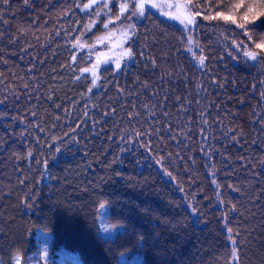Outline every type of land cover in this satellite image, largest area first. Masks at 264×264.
Listing matches in <instances>:
<instances>
[{
    "label": "trees",
    "instance_id": "1",
    "mask_svg": "<svg viewBox=\"0 0 264 264\" xmlns=\"http://www.w3.org/2000/svg\"><path fill=\"white\" fill-rule=\"evenodd\" d=\"M104 3L0 0V264H264V0Z\"/></svg>",
    "mask_w": 264,
    "mask_h": 264
},
{
    "label": "rangeland",
    "instance_id": "2",
    "mask_svg": "<svg viewBox=\"0 0 264 264\" xmlns=\"http://www.w3.org/2000/svg\"><path fill=\"white\" fill-rule=\"evenodd\" d=\"M100 0H91L92 5H94L95 3H97ZM112 0H105V6L100 9L99 13L103 14L105 16H107L109 14V6L111 4ZM121 4H127L128 7L125 9V12H131V14L135 11L136 15L134 17H136V19H140L141 18V14L139 12V10L135 9L134 5L137 3H141V0H118ZM143 4H144V11L145 10H152L153 12L159 14L160 16H162L163 18L166 19H170L174 22H179L180 20L175 19V16L178 14V9L175 7V5L179 4L182 5V9L181 11H183L186 15L189 14V8H188V4L186 3V0H143ZM153 4H156L157 7H152ZM110 23V22H109ZM114 26L112 27V29H109L103 36L101 37H105L108 36L109 33L113 32V30H115V35L110 36L107 39H104L102 43L98 42L97 40V44L101 45V46H105L106 51L103 55V61L106 60V62H113L115 63V65L117 63H119V65L123 62V59L126 58L125 56L122 55L125 47L124 44L125 42L128 40H124L122 43V46L120 44L122 38L120 36V32L123 29H127V24H120V25H116L113 24ZM129 32V29H127ZM100 37V38H101ZM113 44H117L118 46L113 47Z\"/></svg>",
    "mask_w": 264,
    "mask_h": 264
},
{
    "label": "snow or ice",
    "instance_id": "3",
    "mask_svg": "<svg viewBox=\"0 0 264 264\" xmlns=\"http://www.w3.org/2000/svg\"><path fill=\"white\" fill-rule=\"evenodd\" d=\"M105 6H107V5H105ZM89 7H90L89 4H85L84 5V9H88ZM127 7H128L127 4H121V6H120V13H121V15L124 14L125 9ZM134 7H135V9L139 10V12H140L141 15L144 14V4H143V0H141V3L135 4ZM152 7H157V5L156 4H153ZM175 7L178 9V14L175 16V19L180 20V23L181 24H184L185 26H187V25H191V24H194L195 23V21L193 20V18L191 17L190 14H187L186 15L183 11H181L182 5L177 4V5H175ZM236 7H240V5H236ZM253 11H254V9L250 6L249 9H248V12H253ZM135 15H136V12L134 11L132 13V16H128V17H126V19H132ZM258 15H264V12H260V13H258ZM255 18L256 17L253 16V19H255ZM117 19H119V17H117ZM221 19L227 20V19H230V17H228V16H222ZM111 22H113V21H110V23ZM233 22H235V21H233ZM104 27L107 28L108 27V24H105ZM134 28H135V25L134 24H128L127 25V29H134ZM127 29H123L120 32V36L122 38V40L120 42L121 46H122L123 41L129 39L130 36L133 34V33H129ZM112 35H115V30H113V32L109 33L108 36L99 38L98 39V42L102 43L104 39H107V38H109ZM78 41H79V38H77V45H78V47H80V48L85 47L84 44H80V43H78ZM192 42L193 41L191 39H189L188 43L191 44ZM116 46H118V45L117 44H113V47H116ZM257 47L258 48L264 47V45L257 44ZM122 55L125 56V57H131L132 52H131L130 49H124ZM246 55L255 58V54L252 53V52H247ZM73 59H75V57H73ZM200 63L201 64L204 63V57H202V56L200 57ZM116 67L117 68L120 67L119 63L116 64ZM88 71H91L92 72L93 79H92L91 83H92V86L94 87V86H96V81H97V79H99V77L96 75L95 68H92V69L84 68V69H82V72H88ZM89 91H91V88H89ZM106 230L107 229H105V231ZM236 254H237L236 253V249L233 248V250H232V256L233 257H236Z\"/></svg>",
    "mask_w": 264,
    "mask_h": 264
}]
</instances>
